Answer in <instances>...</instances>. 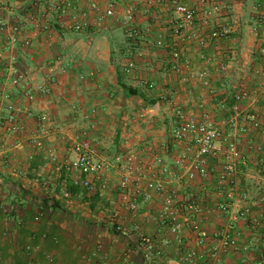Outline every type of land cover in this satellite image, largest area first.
<instances>
[{"label": "built area", "instance_id": "built-area-1", "mask_svg": "<svg viewBox=\"0 0 264 264\" xmlns=\"http://www.w3.org/2000/svg\"><path fill=\"white\" fill-rule=\"evenodd\" d=\"M225 10V6L216 0H195L194 4L185 0H48L41 11L37 9V14H31L30 23L46 34H50L55 25L77 35L120 29L129 48L123 60L122 70L126 75H131L138 68V63L149 55L150 51L139 45L152 37V48L166 51L167 70L172 76L179 77L181 83L193 80L209 96L215 97L208 66L212 65V59L203 51L211 43L228 38V23H220ZM142 17L149 19L153 25L164 17L165 28L150 37V29L144 31L139 27L138 20ZM24 31V26L16 19L12 23L0 19V34L7 33L8 40L4 49L7 55L0 53L8 85L0 95V114H5L10 135L23 132L24 124L20 116L28 113L16 96L27 101L50 96L57 83V69L62 64L57 59L41 67V81L32 84L29 73L17 63L11 51L15 46L22 51L31 46L32 38L24 35ZM189 47L194 48L198 61L205 63L195 73H192L193 61L187 54ZM224 70L222 64L214 67L215 73ZM148 71L153 73V67L150 66ZM147 85L149 89L155 87L153 81H147ZM248 96L244 86L234 88L231 107L234 114L219 121L209 114L199 118L182 107H176L168 135L161 144V148L171 149L175 155L173 166L163 153L153 154L146 162L138 152L125 148L111 157L105 156L97 151V140L88 135L81 139L73 138L69 153L64 155L35 142L39 138L32 142L46 157L48 164L53 165L52 172L62 180L58 193L62 201L70 202L84 194L100 197L113 194L115 198L110 204L115 232L122 239L135 241L143 264L160 261L165 249L172 244L182 246L185 232L193 235L196 248L183 253L180 260L192 263L197 258L203 259L201 248L210 240L218 242L212 257L218 250L226 251L236 245L230 228L219 229L212 235L202 228L201 223L208 215L216 211L235 218L245 219L248 216V211L240 207L249 195L240 188L238 179L241 168L246 165V156L238 140L249 130L264 133V126L254 112L245 115V124H239L238 107ZM203 104L204 99L201 98L199 105ZM47 118L44 112L38 115L41 123ZM256 151L262 153V146H256ZM209 177L216 183L214 193L223 199L214 208L205 209L202 202L204 189H196V186L199 187L200 182ZM180 189L184 190V195L180 194ZM153 199L158 201V207L152 216L154 232L149 234L143 222L135 219L141 215L139 206ZM260 200L264 202V191ZM37 204L39 212L32 217L34 223L40 221L43 201L38 200ZM123 213H128L134 221L131 224L124 222ZM258 226L259 222L252 220L251 230H256ZM100 249L97 246L82 259L88 262L96 259ZM23 250L27 264L55 263L54 254L42 251L39 246L27 243ZM40 251L43 252V259L34 257Z\"/></svg>", "mask_w": 264, "mask_h": 264}, {"label": "crops", "instance_id": "crops-1", "mask_svg": "<svg viewBox=\"0 0 264 264\" xmlns=\"http://www.w3.org/2000/svg\"><path fill=\"white\" fill-rule=\"evenodd\" d=\"M46 1L48 0H0V19L8 23H12L16 19L21 26H24V35H29L32 38L31 46L24 51L18 49L17 46L11 48L17 63L29 73L30 82L35 85L41 81V67L48 63H54L57 59L62 62L57 69V83L50 96L37 97L31 101L16 96L19 97L21 105H24L29 113L20 116L24 124L22 133L10 135L7 130L8 124L5 120V114H0V255L7 256V264H14L13 258L21 254L17 249L18 245L25 246L30 243L33 246H39L44 252L54 254V264H143L142 256L137 251L134 240L130 241L118 237L113 229L110 230L105 227V230H91V227L83 225L85 221L82 223L80 221L75 222L72 216H67L64 209L77 210L79 206L70 205L68 207L71 201H62L59 199L58 193L48 191V188L43 187L41 182L39 183L40 179L35 178V176L44 173L47 159L33 145L32 140L39 138V141H34L39 142L44 147L52 146L51 142H53V145L58 147L59 151L54 148L58 153L64 152L65 149L59 147V140L69 136L67 133H70L71 130L67 132V128L71 125L67 126L68 121L62 112L68 105L71 107L69 109L76 112L82 107V104L88 103V98L91 97L90 94L86 95L85 90H70L74 85L69 79L74 72L76 73L77 67L85 61L86 64L89 63L86 55L90 49L88 45L92 39V31H88L84 35L75 34L78 36L77 40H64V44L69 41L66 46L72 50V53L62 57L58 45L63 39L64 34L62 32L68 31L55 25V27L52 26L51 33L46 34L30 23L31 14L36 13L37 9L41 11ZM185 1L189 4L195 3V0ZM225 1L230 8L229 22L232 34L226 40L211 43L203 51L207 57L212 59V65L208 66L211 73V85L216 96H209L205 89L193 80L189 83H181L179 77L173 76L179 87V90L175 92L179 91V93L174 92L172 98L185 111L194 114L196 117L200 118L203 114H209L216 121H219L234 114L231 109L234 88L244 84L243 86L248 91L249 96L238 107L239 124H245V115L254 112L259 116L260 122L264 126V52L260 56L257 54L258 48L264 47V25L256 21L250 23L245 21L246 19H244V25L242 23L243 18L253 16L248 11L250 6L259 7V10L264 13V0ZM151 30H153L151 32L153 35L148 33L150 37L156 36L161 31V29L156 28ZM6 34H0V53L4 56L7 55V52L4 51L8 43ZM85 39H89V41ZM151 39L152 37L139 45L141 48H147L150 53L138 63V68L141 69L146 62H148L147 65L150 64L154 67L156 71L154 69L148 78L153 80L156 85L160 81L161 70L168 73L169 71L167 70L166 51L153 49ZM91 54H93L92 51ZM187 54L193 61L192 73H195L205 63L198 61L197 53L193 47L188 48ZM67 64L69 68L66 67ZM221 64L225 66L224 72L215 73L214 67ZM77 69L79 71L80 67ZM134 71L131 75L122 73V76L126 79L133 78ZM257 71H260V75L256 76L259 80L258 85L262 88L251 87L254 83L252 80H255L253 74ZM4 75V61L2 59L0 60V95L3 90L8 88ZM157 92L162 98L166 96L163 88L159 86ZM112 96L111 92L105 90V111L111 109L110 98ZM201 98L204 99L202 106L199 105ZM158 104V111L162 112L163 105ZM220 105H224V107L221 108ZM154 107L155 104L152 105V109ZM51 110L56 115L54 122H50ZM42 112L48 115L44 123L38 120V115ZM51 128H53L52 132L50 131ZM60 135L62 136L60 137ZM121 138H124L123 135L120 140ZM164 139H152L147 143L143 142L141 148L136 152L141 155L145 162L149 161L153 154L163 153L167 162L173 166L175 155L171 149L161 148ZM70 140L72 141V136H70ZM238 141L246 156V165L241 168L238 179L240 188L249 195V198L242 202L240 207L248 211V216L245 219L237 216L235 218L215 211L201 223L202 228L209 235L219 229L230 228L236 245L226 251L218 250L216 256L212 257L211 253L213 249L218 248V242L210 240L201 248L203 259L197 258L192 263L181 261L180 258L183 253L196 248L193 235L185 232L182 246L172 244L165 249L162 259L156 261L155 264H264V202L260 200V195L264 191V133L249 130L245 135L240 136ZM122 142L120 147L123 149L128 148L131 144ZM258 145L262 146V153L256 151ZM49 165L51 164H48V167ZM47 170L52 172V169ZM215 184V180L209 177L204 182H200L199 187L196 186V189H204L202 190V202L205 209L214 208L223 199L214 193ZM180 194L184 195L183 189H180ZM95 197L100 198L98 195ZM114 198L112 193H107L101 197L105 200L106 212H113L110 202ZM38 200L43 201V207L40 210V221L34 223L32 217L39 212ZM82 206L80 205V207ZM157 207L158 201L156 199L150 203L141 204L139 206L141 215L135 219L143 222L149 234L154 232L155 224L152 216ZM123 220L128 224L134 221L128 213H123ZM252 220L259 222V226L254 231L250 228ZM48 241H50V245L46 247L45 243ZM97 246H100L101 249L96 259L89 262L82 259L84 255H88ZM42 251L35 253L34 257L43 259ZM24 254L22 253V255ZM20 264H27L26 256L23 257Z\"/></svg>", "mask_w": 264, "mask_h": 264}, {"label": "rangeland", "instance_id": "rangeland-1", "mask_svg": "<svg viewBox=\"0 0 264 264\" xmlns=\"http://www.w3.org/2000/svg\"><path fill=\"white\" fill-rule=\"evenodd\" d=\"M216 1H219L221 5L226 8V14L223 13L220 23H228L230 29L229 38L232 34L229 22L230 8L225 0ZM248 11L252 13L253 16L247 15V18H243V25L245 23L244 19L250 23L256 21L257 23L264 25V13L259 10V7L254 8L253 6H250ZM163 19L164 17L153 25L149 19L145 20L142 17V19L138 20L139 27L144 31L150 29L148 33H151L153 31L151 30L152 28L159 30L165 28ZM116 30H118V28H114L107 33L92 31V39L88 45L90 49L86 55L90 65L89 63L86 64L85 61V63L79 66L80 70L78 71L77 68L79 67H77L76 73L74 72L69 79L74 85L70 90H85L87 93L86 95L90 94L91 97L88 98V103L84 102L86 104H82V107L76 110V112H73V109H69L71 108L70 105H68L66 109L63 107L65 110L62 112V115L68 121L67 126L71 125L67 128V132H69V130H71V132L67 133L69 136H66L65 139L59 140V147L65 149L64 152H59L61 155L65 152L69 153L68 149L72 143L70 136H72V139H81L84 135H88L96 139L98 142L97 151L105 156L111 157L122 150V147H120L121 141L131 143L129 144V147L125 149L136 152L141 148V143H147L152 139L162 140L168 135L170 121L172 119L171 116L173 115L175 108L180 107V104L174 102V98H172L174 95L173 93L176 90H179L178 82L177 80H174L175 78L171 76V73H168L167 71L162 72L161 70L162 75H160L159 83H157L153 89H149L147 81L153 80L148 78L150 74L148 69L151 65H147V63L141 69L138 68L134 71L135 75L133 78L126 79L123 77V60L126 58V53L129 48L128 43L125 41L124 33H121L120 30H118L119 32ZM62 33L64 34L63 39L62 41L60 40L58 46L59 51L62 53L61 56L65 57L72 53V50L66 45H68L70 39L77 40L78 36L72 32V34L70 32ZM151 35L153 34L151 33ZM64 40L69 41L64 44ZM85 40L89 41V39ZM91 51L93 54H91ZM262 52H264V47H259L257 54L260 56L263 54ZM92 63L94 64L92 65ZM66 67L69 68V65L67 64ZM154 69L155 68L153 67V70ZM257 72L253 74L255 77V80H252L254 83L251 85L253 88L260 87L258 85L259 80L256 78V76L260 75V71ZM119 81L128 88L129 92L122 90ZM241 85H238L237 87H240ZM158 86L165 91V97L162 98L158 95ZM105 90L113 94L110 98L111 109H107L106 111ZM131 92H134L135 94L132 95L130 94ZM175 93H179V91ZM155 101L163 105L162 112L152 109V105ZM55 116L56 115L53 114L51 110L50 122L56 120L54 118ZM72 116L73 118H71ZM52 129L53 128L50 129L51 132ZM122 135L124 138H121L120 140ZM61 136L62 135H60V137ZM51 144L52 146L49 147L55 148L59 151L58 147L53 145V142H51ZM46 163L47 165L44 167V173L41 176H35V178L37 180L40 179L39 183L41 182L43 187L48 188V191L59 193L62 180L55 173L47 170H53V165L51 164L48 167L47 160ZM70 201L68 207L73 205L79 206V208H77V210H68V208H65L64 210H66L67 216H72V219H74L75 222L80 221L82 223L85 221L83 225L85 227H91V230H105L106 227L115 231L111 220L113 213L105 211L104 199H101V197L97 198L95 195L84 194L82 197L73 198ZM80 205L83 206L80 207ZM49 245L50 241L45 243L46 247H49ZM23 247L24 246L18 245L17 249L21 254L13 258L14 264H20V261L25 257V254L22 255V253H24ZM7 262V256L4 254L0 255V264H7Z\"/></svg>", "mask_w": 264, "mask_h": 264}, {"label": "trees", "instance_id": "trees-1", "mask_svg": "<svg viewBox=\"0 0 264 264\" xmlns=\"http://www.w3.org/2000/svg\"><path fill=\"white\" fill-rule=\"evenodd\" d=\"M119 85L121 86L122 90L123 91H128V88L119 81ZM129 92V91H128ZM130 94L134 95L135 93L134 92H131ZM157 102L155 101L153 104H156Z\"/></svg>", "mask_w": 264, "mask_h": 264}, {"label": "water", "instance_id": "water-1", "mask_svg": "<svg viewBox=\"0 0 264 264\" xmlns=\"http://www.w3.org/2000/svg\"><path fill=\"white\" fill-rule=\"evenodd\" d=\"M158 106H159V104H158V103H156V104H155V107H154L153 109H156V110H158Z\"/></svg>", "mask_w": 264, "mask_h": 264}]
</instances>
